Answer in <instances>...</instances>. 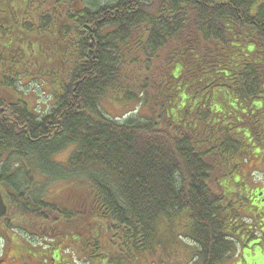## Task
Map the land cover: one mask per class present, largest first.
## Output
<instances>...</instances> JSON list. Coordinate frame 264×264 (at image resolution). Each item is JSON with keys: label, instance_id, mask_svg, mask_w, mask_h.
Listing matches in <instances>:
<instances>
[{"label": "trees", "instance_id": "obj_1", "mask_svg": "<svg viewBox=\"0 0 264 264\" xmlns=\"http://www.w3.org/2000/svg\"><path fill=\"white\" fill-rule=\"evenodd\" d=\"M35 1L42 10L29 27L40 31L38 45L23 29L17 39L26 54L18 55L33 78L50 80L54 103L35 113L20 92L26 73L8 82L1 72L0 188L9 205L2 228L13 207L59 223L44 233L91 262L108 258L104 233L120 264L178 229L201 244L198 256L218 257L233 246L223 245L225 230L257 227L243 217L264 209L256 198L264 189L247 184L250 159L264 160V2L157 0L147 11L153 0ZM45 37L61 40L60 54L51 48L43 57L66 61L64 71L41 66ZM109 94L142 101L150 115L108 116L100 101ZM71 146L66 163L54 160ZM35 171L45 177L41 188ZM69 180L83 183L82 208L45 195L48 183ZM84 217L87 231H70Z\"/></svg>", "mask_w": 264, "mask_h": 264}, {"label": "rangeland", "instance_id": "obj_2", "mask_svg": "<svg viewBox=\"0 0 264 264\" xmlns=\"http://www.w3.org/2000/svg\"><path fill=\"white\" fill-rule=\"evenodd\" d=\"M106 1L111 0H98L99 3H103ZM157 0H153L150 4V6H146L145 9L149 11L150 7H153L156 5ZM261 2H264V0H255V4H259ZM13 3L14 8H10V4ZM19 8L18 14L14 15L15 9ZM42 6L41 3L35 0H0V16L4 19V22H8L9 26V33H7L5 36L8 37V48L5 50V55L3 58V62L5 65L4 71V77L9 82L10 80H14L13 75L17 71L21 74V77L23 73H26V75L23 76V85L20 86L22 92V96L24 97V100L27 101L29 108L34 110L35 113L44 114L49 108L50 105L54 103L53 99V85L51 84L50 80L48 78H45L41 74L36 78H33V66L30 64V62H26L25 58L22 56L26 54V46L21 43L19 39H17L19 36H21V33L24 32L23 29H25L24 36H26V33L28 34V39H30V45L32 48H36L38 45V37L40 36V31L38 28L31 29L29 27L32 22L38 23V15L41 14ZM34 15H37V18L34 19ZM55 16V15H53ZM54 18V17H53ZM57 25V24H56ZM45 30V29H44ZM44 30L41 29L42 32ZM6 33V32H5ZM32 38H36L33 39ZM47 39L48 38H44ZM11 40V42H9ZM43 42V41H42ZM25 43V42H24ZM49 44V45H48ZM52 45V46H51ZM58 47H62L61 40H58L56 38H52L48 40L45 43V46H40L41 48L39 52V60L41 63V66H45L43 68L44 70H61L59 72H62L66 69V61L61 60V63L57 62L56 60V54H54V60L50 62H46L43 55L47 58H49L52 55L51 48L54 49L55 53H61L62 48L58 49ZM46 48V49H45ZM18 51L22 52V56L18 55ZM43 51L44 54L41 53ZM8 63V64H7ZM8 66V69H7ZM41 68V67H40ZM42 71V70H41ZM57 72V73H59ZM28 73V74H27ZM41 73V72H40ZM1 74V73H0ZM23 87V88H22ZM10 88V85H9ZM35 91H34V90ZM38 94V96H37ZM142 100V97L140 101ZM100 106L105 114H107L110 117H122L127 116L130 113H132V110H135L140 116L147 117L150 115V111L148 107H145L141 101L139 103L138 101H117L116 99H113L111 97V94L107 95L103 98L102 101H100ZM264 133V131H262ZM261 141V140H260ZM246 146V145H245ZM250 146V144L248 145ZM73 147H68L64 151L55 154L54 160L60 162V163H66L69 153ZM246 155H251V152L255 153L256 149H249L247 147L244 148ZM261 161V162H260ZM249 168L253 169V172L251 176H248V183L247 184H253L255 187H258L259 189H264V160L257 158V159H250ZM248 171V169L246 170ZM34 179L36 181V185L41 188L43 187L45 178L38 172L33 173ZM247 175L245 176V178ZM252 178V179H251ZM251 180V181H250ZM253 180V181H252ZM244 185L243 187H246L248 189L249 187ZM38 187V188H39ZM83 183L78 184L77 186L74 185L72 180L69 181H54L47 184V187L45 188V195L49 196V198L52 201H55L57 204L61 202L70 203L74 207L82 208V200H85V194L83 192ZM34 189V186L32 187V190ZM82 210V213L86 215V209L85 207ZM53 218V217H50ZM41 220L42 223L39 221ZM244 221L247 222L248 218H244ZM9 228L5 231L0 232V254L3 250V239L4 235L7 234L8 237L12 238L14 241V244H20V241L23 243H27L26 247H36V248H42L46 247L44 246L46 242H44V237L48 236H54L52 234H44V229H49L54 226H56L54 229L60 230L61 224H51L50 221L43 220L42 218L38 217H31V215L23 214L21 212H18L14 209V207L11 209L9 221H8ZM51 225V226H49ZM25 227L30 228L31 230L39 231L33 235L32 232H28ZM68 228H70V231H87L88 228V221H86L85 217L82 219H78L71 224L67 225ZM53 229V230H54ZM185 231L182 229H178L176 233L173 231L166 233V240L165 243H160V245H156L152 250L146 252L144 255L139 256L138 260H135L131 263L128 261H122L120 264H187L190 262L193 258V256H197V253L199 252L198 245L196 244L195 240H192L190 237H187L184 235ZM38 234V237H37ZM56 235V234H55ZM160 238L163 236V234H159ZM107 239V234H102V237L99 241L100 251L105 253L107 252L108 258L103 262L100 259L97 261H90L89 257L84 256V253L77 248L70 247L66 251V255L69 258V261L71 260L73 264H113L114 259H120L119 255L114 253L115 251L113 249L109 250L105 248V243ZM11 242V241H10ZM10 242L8 244H10ZM69 243V241L67 242ZM66 243V244H67ZM159 244V242H158ZM239 243H234L231 247L232 254L236 253L238 250ZM20 248V246H19ZM49 250L52 247H48ZM46 249V248H45ZM45 249H42L45 251ZM259 254V250H258ZM86 257V258H84ZM137 257V256H136ZM71 258V259H70ZM103 260V259H102ZM10 262V261H8ZM116 264V263H115Z\"/></svg>", "mask_w": 264, "mask_h": 264}, {"label": "flooded vegetation", "instance_id": "obj_3", "mask_svg": "<svg viewBox=\"0 0 264 264\" xmlns=\"http://www.w3.org/2000/svg\"><path fill=\"white\" fill-rule=\"evenodd\" d=\"M10 8H14L13 3L10 4ZM18 9H15L14 15L18 14ZM4 19L5 17L2 18L0 16V73L5 70L3 58L5 50L8 48V37L5 35L9 33V26L8 22H4ZM263 195V193H260L256 198L259 199V204L264 207ZM4 202L7 203L6 198H4ZM6 218L7 216H0V232L4 231L2 223ZM244 218H248V221L245 222ZM254 219L255 221L258 220L257 222H261L260 224L254 225L257 227L248 228L243 226L245 229L240 232L233 231L232 229L225 230L226 242L223 245L231 247L233 242L239 243L236 253L232 254V249H226L218 257H203L199 254V256H193L192 260L187 264H264V209L260 214L252 213L249 217H243V221L248 224L254 222ZM239 220L241 219L239 218ZM26 230L32 232L33 235L39 232L37 229L34 231L27 228ZM44 240H47L48 247H52L50 250L48 247L43 251L42 248L26 247L24 243L14 244L12 239L4 237L3 250L0 254V264H73L66 255L67 245L62 242V237L58 238L57 236H53L49 239L44 238ZM9 242L10 244H8ZM196 244L198 245L199 252L204 251L203 249L201 250L200 243L196 242Z\"/></svg>", "mask_w": 264, "mask_h": 264}, {"label": "water", "instance_id": "obj_4", "mask_svg": "<svg viewBox=\"0 0 264 264\" xmlns=\"http://www.w3.org/2000/svg\"><path fill=\"white\" fill-rule=\"evenodd\" d=\"M6 210V207L2 201L1 193H0V214H3Z\"/></svg>", "mask_w": 264, "mask_h": 264}]
</instances>
